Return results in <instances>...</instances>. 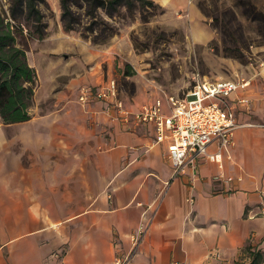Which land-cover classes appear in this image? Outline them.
<instances>
[{
    "label": "crops",
    "instance_id": "obj_1",
    "mask_svg": "<svg viewBox=\"0 0 264 264\" xmlns=\"http://www.w3.org/2000/svg\"><path fill=\"white\" fill-rule=\"evenodd\" d=\"M67 80L46 93L47 113L0 133V264H114L141 226L128 264H237L243 249L264 252V94L251 80L229 97L240 126L231 160L176 178L153 125L128 130L106 102L81 104Z\"/></svg>",
    "mask_w": 264,
    "mask_h": 264
},
{
    "label": "rangeland",
    "instance_id": "obj_2",
    "mask_svg": "<svg viewBox=\"0 0 264 264\" xmlns=\"http://www.w3.org/2000/svg\"><path fill=\"white\" fill-rule=\"evenodd\" d=\"M12 1L0 0V15L14 24ZM248 1L264 18V0H186L171 6L152 1L154 6L137 3L133 10L122 6L113 17L99 9L97 18L83 5L73 7L79 23L66 32L61 0H40L44 39L29 38L23 25L17 39L28 64L42 74L30 117L47 113L45 105L55 99L46 93L61 90L71 78L77 91L113 78L130 106L182 95L199 77L245 78L264 94V19L245 14L241 2ZM9 129L0 118V133L10 134ZM247 256L243 249L237 264H247Z\"/></svg>",
    "mask_w": 264,
    "mask_h": 264
},
{
    "label": "built area",
    "instance_id": "obj_3",
    "mask_svg": "<svg viewBox=\"0 0 264 264\" xmlns=\"http://www.w3.org/2000/svg\"><path fill=\"white\" fill-rule=\"evenodd\" d=\"M249 83L241 77L217 80L199 77L182 95H165L133 112L119 99L116 81L110 80L100 88L83 87L78 101L83 105L93 101L106 102L108 113L128 130L153 125L156 143L170 144L166 157L173 166V177L185 175L187 170L196 176L204 161L223 168L224 157L231 160L234 132L240 126L235 118L237 104L230 102L229 97ZM240 103L245 105L247 100H240ZM211 148L214 151H210ZM241 179L238 177L237 181ZM224 181L232 183L234 178L225 177ZM188 202L192 203L193 198L190 197ZM144 235L145 228L141 226L132 236L130 254L117 257L114 264H128L141 247Z\"/></svg>",
    "mask_w": 264,
    "mask_h": 264
},
{
    "label": "trees",
    "instance_id": "obj_4",
    "mask_svg": "<svg viewBox=\"0 0 264 264\" xmlns=\"http://www.w3.org/2000/svg\"><path fill=\"white\" fill-rule=\"evenodd\" d=\"M40 0H13L11 18L14 24L0 15V118L5 125L24 123L30 120L37 73L27 62L26 48L20 47L18 37H23L22 25L28 29V37L38 40L46 35V24L38 8ZM154 6L151 0H61L62 23L66 32L75 30L79 23L73 7L87 8L88 15L97 18V10L113 17L123 6L133 10L136 4ZM249 17H261L251 2H241ZM262 21V20H261ZM19 23L18 25L16 23ZM250 264L264 263V252L246 249Z\"/></svg>",
    "mask_w": 264,
    "mask_h": 264
}]
</instances>
